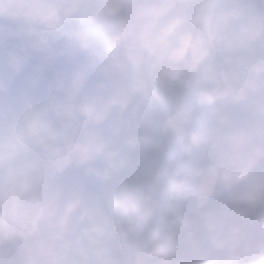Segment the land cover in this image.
I'll return each instance as SVG.
<instances>
[{
    "label": "clouds",
    "instance_id": "obj_1",
    "mask_svg": "<svg viewBox=\"0 0 264 264\" xmlns=\"http://www.w3.org/2000/svg\"><path fill=\"white\" fill-rule=\"evenodd\" d=\"M0 264H264V0H0Z\"/></svg>",
    "mask_w": 264,
    "mask_h": 264
}]
</instances>
